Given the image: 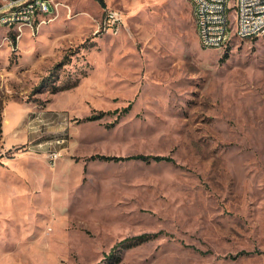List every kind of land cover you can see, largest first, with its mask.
Instances as JSON below:
<instances>
[{
  "label": "rangeland",
  "instance_id": "1",
  "mask_svg": "<svg viewBox=\"0 0 264 264\" xmlns=\"http://www.w3.org/2000/svg\"><path fill=\"white\" fill-rule=\"evenodd\" d=\"M50 1L0 21V264H264V36L204 48L188 0ZM141 153L171 161L92 158Z\"/></svg>",
  "mask_w": 264,
  "mask_h": 264
},
{
  "label": "built area",
  "instance_id": "2",
  "mask_svg": "<svg viewBox=\"0 0 264 264\" xmlns=\"http://www.w3.org/2000/svg\"><path fill=\"white\" fill-rule=\"evenodd\" d=\"M196 20L200 44L204 48H224L225 40L234 34H250L251 38L264 36V0H189ZM50 0H0V21L15 25V20L39 13L47 14ZM222 8H230V15H222ZM43 19V18H42ZM122 16L117 9L106 12L105 24L118 29ZM25 26V25H23ZM21 29L22 27H17ZM68 140V138H67ZM49 142L46 156L51 165L61 157L58 141Z\"/></svg>",
  "mask_w": 264,
  "mask_h": 264
},
{
  "label": "trees",
  "instance_id": "3",
  "mask_svg": "<svg viewBox=\"0 0 264 264\" xmlns=\"http://www.w3.org/2000/svg\"><path fill=\"white\" fill-rule=\"evenodd\" d=\"M94 117L95 116H93L92 118H94ZM1 130H2V112L0 110V131ZM92 158H97V159H102V160H107V161H120V160H132V159H137V160H142V161H147V162H150L152 160H155V161H163V160L171 161V157H168V156L145 155L142 153L136 154V155H129V156H125V157L116 156V155L96 154V155H93ZM112 254H114V253H112Z\"/></svg>",
  "mask_w": 264,
  "mask_h": 264
},
{
  "label": "bare ground",
  "instance_id": "4",
  "mask_svg": "<svg viewBox=\"0 0 264 264\" xmlns=\"http://www.w3.org/2000/svg\"><path fill=\"white\" fill-rule=\"evenodd\" d=\"M52 12H53L52 8L50 9V6L47 7V13H52ZM222 15H229L228 8H222ZM2 22L6 24L8 23V21H2ZM34 23H35L34 16H25L23 18L15 20V24L19 25V27H23V25L33 27ZM235 36L241 39L251 38L250 34H236ZM232 38H233V35L225 40L224 47L229 45Z\"/></svg>",
  "mask_w": 264,
  "mask_h": 264
},
{
  "label": "crops",
  "instance_id": "5",
  "mask_svg": "<svg viewBox=\"0 0 264 264\" xmlns=\"http://www.w3.org/2000/svg\"><path fill=\"white\" fill-rule=\"evenodd\" d=\"M189 1V0H188ZM189 3H190V1H189ZM191 4V3H190Z\"/></svg>",
  "mask_w": 264,
  "mask_h": 264
}]
</instances>
